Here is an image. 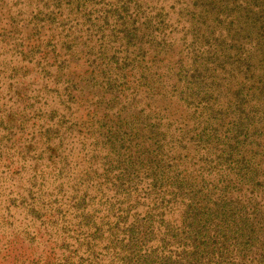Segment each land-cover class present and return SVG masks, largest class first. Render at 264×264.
<instances>
[{"label":"trees","instance_id":"trees-1","mask_svg":"<svg viewBox=\"0 0 264 264\" xmlns=\"http://www.w3.org/2000/svg\"><path fill=\"white\" fill-rule=\"evenodd\" d=\"M0 73V264H264V0H0Z\"/></svg>","mask_w":264,"mask_h":264},{"label":"rangeland","instance_id":"rangeland-1","mask_svg":"<svg viewBox=\"0 0 264 264\" xmlns=\"http://www.w3.org/2000/svg\"><path fill=\"white\" fill-rule=\"evenodd\" d=\"M3 57H9L10 58V55L6 54V55L2 56L1 58H3ZM14 59H15V61L19 60L18 57H15V56H14ZM35 73L36 72H34V71H33V73H30L29 78L30 79H35L34 78L35 77ZM3 76H6V74L0 73V80L3 78ZM46 76H47L48 79H44L43 81L53 85V83H54L53 82V78L48 76L47 74H46ZM16 80H17L16 78H13L11 81L13 83H15ZM33 81H35V85H32L31 89L35 88V89L38 90V88L41 87V84H39V85L37 84V81H38L37 79H35ZM2 84L3 83H1L0 85H2ZM6 84H8V81H5V85ZM57 84H55V85H57ZM5 85H3V87ZM14 86L15 85L12 86V89H11L10 93H13L12 90L14 89ZM50 95H51V93H50ZM14 98H15V96H12V99H10L9 96H7V98H5V99H3L1 101H6V102L9 103L8 105H10V104H14V102H13V101H15ZM20 103L21 102H18L14 106H18V105H20ZM54 103H55V100L53 99V96L52 97L45 96V97H43V98H41L39 100V103H37V105H43L44 109L50 110V107ZM45 106H46V108H45ZM31 110L33 111L34 109H31ZM30 114L32 115V113H30ZM41 121H42V115L41 114H39L34 119L29 121L27 123L26 129L21 132L22 133V138H24L25 136L30 138L32 133L36 130L35 128H38L37 124L41 123ZM32 122L33 123L36 122V124L34 125ZM18 137H20V133L17 134L16 136H14V138H18ZM36 141H37V143H36ZM34 142H35V146H36L35 150H38V151H40L41 149H44L45 148L44 146L47 145V143H45V145H43L42 142L40 141L39 137H38V139L36 138L34 140ZM14 150L15 149H13L12 151H10V150L8 151V149H7V151L6 152H2V154H3V156H8L9 155V157H11L12 153L14 152ZM43 153H44V156L39 161L45 164V163H47L46 161L48 160L47 158H48L49 151L46 150ZM1 160H3V158L0 159V162H1ZM44 164L42 165L43 168H44ZM48 164H50V163H48ZM15 165H16V162L13 164V167ZM48 170H50V168H48ZM11 172H12V169H11V171L6 172L5 173V180H1L0 181V244L5 242V241H7V239H8L9 242H12V241L14 242L13 243L14 245H12L13 248H16V247L19 248V246H21V243H22V233H23L22 230L25 228V226L28 227V225H30V224H34V225H38V224H37V222H29V220L26 221L24 219V214H25V209L26 208H25V206L23 204L22 205L20 204L21 206L13 207L11 209V211H6L5 210V203H6L5 200H6L7 194L10 191H14L15 192L17 190V184L19 183L18 179L13 178V177H15V174H11ZM29 175L30 174H25L23 176V178H25V180H22V181L26 183V179H27L26 177H28ZM8 214L10 215L9 218L6 217V216H8ZM27 230H30L31 233L34 232V229L27 228ZM2 232L4 234H2ZM2 250L3 249L0 246V251H2Z\"/></svg>","mask_w":264,"mask_h":264}]
</instances>
